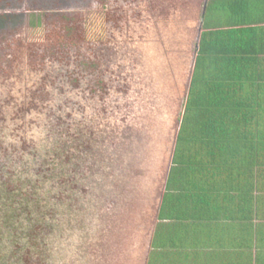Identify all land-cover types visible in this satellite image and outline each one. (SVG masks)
I'll use <instances>...</instances> for the list:
<instances>
[{"label":"trees","instance_id":"trees-1","mask_svg":"<svg viewBox=\"0 0 264 264\" xmlns=\"http://www.w3.org/2000/svg\"><path fill=\"white\" fill-rule=\"evenodd\" d=\"M22 1L28 10L37 13L30 20L16 12L21 0H0V80L7 84L0 90V113L9 108L13 112L6 115L7 128L0 124V264H52L65 244L59 227L67 224L70 213L78 214L81 210L75 199L83 203L84 211L79 217L91 207H97V213L105 212L106 208L95 198L102 200L105 193L111 197V191L126 178L122 174L126 169L118 171L114 167L111 172L113 160L109 149H113L107 145L109 130L119 128L121 123L107 120L108 123L94 124L83 117L72 134L46 135L52 131L44 129L43 123L66 124L70 118L60 113L51 117L41 108L38 97L51 90L52 84L58 86L59 81L62 88L76 87L79 81L69 77L75 63L46 40L43 48L40 43L30 44L36 49L26 55L27 45L16 37L17 32L26 22L30 25V39H36L42 35L48 14L57 10L60 18L69 22L74 14L77 17L75 10L87 8L92 0ZM125 1L122 4L126 9L117 21L109 20L112 24L106 26L104 22L98 24L104 29L100 47H119L123 42L116 34L156 32L168 40L174 33L178 37L190 34V0ZM201 1L204 4L199 9L193 8L200 19L198 33L194 32L198 34L197 47L193 49L191 63L189 57L181 63L186 69L185 84L178 92L179 112L155 200L160 198L161 210L170 208L178 212L184 204L189 208V186H199L201 192L212 190L215 199L226 201L225 211L238 208L247 213L252 209L251 196L237 189H252L257 178L260 186L264 184V0ZM141 7L149 10L148 18L145 11L139 10ZM113 15L114 12L110 14ZM92 22L87 29H98ZM176 44L184 49L185 43ZM182 53L188 55V50ZM147 89L145 86L140 92ZM52 94L54 97L57 91ZM138 97L133 99L138 101ZM68 100L63 97V103ZM19 128H37L43 132L42 138L33 145L17 144L14 129ZM26 150L30 154L27 162L24 159L23 164L10 168L4 164L6 153L24 155ZM115 159L120 163L123 157L116 154ZM73 173L78 174L72 177ZM112 178L116 182L113 189L109 184ZM241 178L243 182H239ZM104 184L107 188L102 187ZM262 198L264 195L260 194ZM246 202L248 207L251 205L249 208ZM87 203L89 206L85 207ZM110 204L111 199H107L106 206ZM182 211L179 216L189 219L187 211Z\"/></svg>","mask_w":264,"mask_h":264},{"label":"rangeland","instance_id":"rangeland-1","mask_svg":"<svg viewBox=\"0 0 264 264\" xmlns=\"http://www.w3.org/2000/svg\"><path fill=\"white\" fill-rule=\"evenodd\" d=\"M104 1L92 0L87 8L75 10L78 11L77 17L74 14L73 20L69 22L61 19V13L55 10L56 13L48 14V19L43 21L45 26L42 35L36 39H30L28 34L30 25L27 26L26 22L16 36L27 45L24 49L28 52L26 55L36 49L30 44L40 43V47L43 48L45 44L43 41L46 40L51 43L52 48L60 51L62 49L63 57L71 56L75 63L69 77L79 81L76 87L64 85L62 88L59 81L58 86L52 84L51 90L46 93L43 91L38 97L41 108L47 110L51 117L60 113L70 118L68 121L66 119L65 126L59 122L45 125L43 123L41 126L44 129L52 131H48L47 136L72 134L75 124L77 125V121L82 122L83 117L89 121L88 123L94 124L98 122L104 124L107 120L114 124L121 123L119 128L113 127L109 130L107 145L113 149L112 151L109 149L114 161L111 163L113 164L111 172H114V167L118 171L120 168L126 169L122 171L125 172L122 174H125L126 178L120 180L118 188L111 191V197L105 193L102 200L95 198L102 208H106L105 212L99 209L102 213H97V207L95 209L91 207L79 217L78 214L84 211L83 203L75 199L76 206L81 210L77 212L78 214L70 213L67 224L59 227L65 244L59 258L51 260L52 264H142L139 247L152 224V209L156 201L157 188L162 181L159 179L161 168L165 163L168 142L175 130L174 122L179 112L178 92L185 84L186 69L181 63L185 60L187 62L188 57L190 59L188 63H191L193 49L197 47L198 34L194 35V32L198 33L196 29H199L200 19L193 8L199 9L204 4L201 0H190L193 3L188 36L178 37L174 33L168 40L158 36L156 32L149 35L141 32L127 36L116 34L123 42L117 48H114L113 44L100 47L99 39L101 35L103 36L104 29L98 24L104 22L106 26L107 23L117 21L122 11L126 9L122 4L126 1L108 0L106 3ZM139 10L145 11L148 18L147 13L150 12L147 7H141ZM16 12L24 14L29 20L37 14L28 10L22 0ZM112 12L114 15L110 16ZM92 21L98 25V29L91 27L87 29ZM176 42L185 43L184 49H180ZM187 44H190V48ZM81 46L84 48L77 51L76 47ZM45 49H42L44 52L42 53L46 55ZM186 50L188 55L182 53ZM57 52L59 54L62 51ZM127 76L131 78L126 80ZM0 81V90H3L7 84L4 80ZM144 85L148 89L141 93ZM53 90L57 91L54 97ZM134 96H139L138 101L133 99ZM63 97L69 98L68 103L65 101L63 103ZM0 103L2 104L1 100ZM61 105L62 108L57 109ZM8 111L11 112L10 108L0 113V124L4 129L8 125L6 116L9 115ZM26 129H14L17 133V144L33 145L42 138L43 132L36 130L37 128L29 131ZM116 154L123 157L122 160L119 159L120 163H116L118 160L115 159ZM29 156V150H26L24 155L17 156L12 152L6 153L4 164L9 168L20 165L24 159L27 162ZM37 165L39 164L35 166ZM77 174L73 173L72 177ZM109 182L112 189L116 187L114 178ZM102 187L107 188L105 184ZM107 199H111L109 207L106 206ZM88 206L89 203L85 204V207ZM95 220L96 223H93Z\"/></svg>","mask_w":264,"mask_h":264},{"label":"crops","instance_id":"crops-1","mask_svg":"<svg viewBox=\"0 0 264 264\" xmlns=\"http://www.w3.org/2000/svg\"><path fill=\"white\" fill-rule=\"evenodd\" d=\"M254 186L237 189L251 196L252 209L247 213L238 208L225 211L226 201L215 199L212 190L201 192L199 186H189V208L184 204L178 212L161 210V200H156L151 227L139 247L141 263L264 264V198L260 199L264 184L260 186L257 178ZM182 209L189 219L179 216Z\"/></svg>","mask_w":264,"mask_h":264}]
</instances>
